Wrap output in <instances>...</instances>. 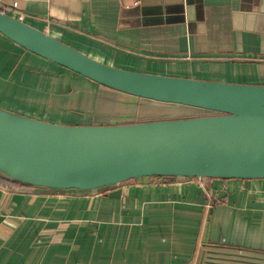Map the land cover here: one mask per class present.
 Returning a JSON list of instances; mask_svg holds the SVG:
<instances>
[{"label": "crops", "instance_id": "1", "mask_svg": "<svg viewBox=\"0 0 264 264\" xmlns=\"http://www.w3.org/2000/svg\"><path fill=\"white\" fill-rule=\"evenodd\" d=\"M0 9L116 68L264 85V26L259 19L251 31H245L246 22L236 29L233 0H3ZM240 11H249L243 0ZM64 71L0 35V80L29 90L16 89L27 105L0 106L59 124L126 123L125 117H85L70 94L69 108H62L65 82L58 75ZM125 97L126 103L140 104ZM43 102L54 112H67L63 116L69 121L32 112L40 108L32 104ZM114 191L120 197L111 198ZM263 260L264 180L150 179L86 194L0 188V264Z\"/></svg>", "mask_w": 264, "mask_h": 264}, {"label": "water", "instance_id": "2", "mask_svg": "<svg viewBox=\"0 0 264 264\" xmlns=\"http://www.w3.org/2000/svg\"><path fill=\"white\" fill-rule=\"evenodd\" d=\"M233 0L234 23L264 26V0ZM0 35L78 77L146 105L205 114L67 125L0 106V177L44 191L106 192L134 181L264 180V85L134 72L102 63L0 9ZM111 198L120 191L110 192ZM211 253V252H209ZM255 259V258H254ZM264 261V260H263Z\"/></svg>", "mask_w": 264, "mask_h": 264}, {"label": "rangeland", "instance_id": "3", "mask_svg": "<svg viewBox=\"0 0 264 264\" xmlns=\"http://www.w3.org/2000/svg\"><path fill=\"white\" fill-rule=\"evenodd\" d=\"M58 78H60L62 82H65V86L63 89L64 100L61 101V107L64 109L69 108V98L67 97H74L72 104H78V106H76V109L82 111V114H85L84 112L88 113V115L85 117H88L89 119L92 118L95 121L96 119H102L101 121H110L109 119L119 120L114 117H125L128 119H125L126 123H132L131 121L135 120L149 121L172 117L186 118L205 114L200 111L190 110L181 107L155 104L150 106L146 105V103L134 105L131 101H128L126 103L125 96L115 93L108 94V92L104 91L103 89H100V87H97L84 80L83 78L77 77L65 71L63 73H59ZM70 84H72V88L69 89L68 87L70 86ZM18 88L23 89L24 92L29 91L27 87L18 84V82H14L8 79H5V81L0 80V104L9 106H14L17 104L27 105L26 103H24L25 101L22 102L21 97H23V95L20 94V90ZM16 89L19 91H16ZM32 105L40 106V108L32 107V112L38 114L39 111H42L43 113L41 112V114L44 115L42 117L44 119L57 118L61 121L68 120L66 116H63V113L67 115V112H54V109L46 108L44 106V102L42 104L35 103ZM73 106L74 105H72V107ZM98 115L99 117H96Z\"/></svg>", "mask_w": 264, "mask_h": 264}, {"label": "trees", "instance_id": "4", "mask_svg": "<svg viewBox=\"0 0 264 264\" xmlns=\"http://www.w3.org/2000/svg\"><path fill=\"white\" fill-rule=\"evenodd\" d=\"M67 72L70 73L69 71H67ZM89 83H91V82H89ZM91 84H93V83H91ZM93 85H95V84H93ZM22 187L30 188L29 186H24V185L19 184V183L6 181L0 177V188H2V189H7L8 191H12V190H16V189H19Z\"/></svg>", "mask_w": 264, "mask_h": 264}, {"label": "built area", "instance_id": "5", "mask_svg": "<svg viewBox=\"0 0 264 264\" xmlns=\"http://www.w3.org/2000/svg\"><path fill=\"white\" fill-rule=\"evenodd\" d=\"M3 4V0H0V7H1V5ZM14 7H17V5L15 4V5H13Z\"/></svg>", "mask_w": 264, "mask_h": 264}]
</instances>
